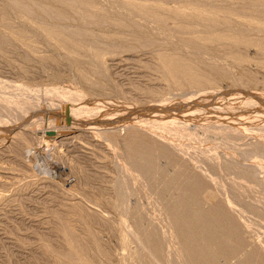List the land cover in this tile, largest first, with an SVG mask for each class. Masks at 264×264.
<instances>
[{"label": "rangeland", "instance_id": "obj_1", "mask_svg": "<svg viewBox=\"0 0 264 264\" xmlns=\"http://www.w3.org/2000/svg\"><path fill=\"white\" fill-rule=\"evenodd\" d=\"M0 93V264H264V0H0Z\"/></svg>", "mask_w": 264, "mask_h": 264}, {"label": "bare ground", "instance_id": "obj_2", "mask_svg": "<svg viewBox=\"0 0 264 264\" xmlns=\"http://www.w3.org/2000/svg\"><path fill=\"white\" fill-rule=\"evenodd\" d=\"M140 1V0H139ZM191 1V0H190ZM51 2V1H50ZM163 2V1H162ZM155 4V3H154ZM188 4V3H187ZM62 5V4H61ZM64 6V5H63ZM177 6V5H176ZM205 6V5H204ZM207 6V5H206ZM55 7V6H54ZM200 7V6H199ZM209 7V6H208ZM145 9V8H144ZM33 10H34V8H33ZM39 10V9H38ZM65 10V9H64ZM227 10V9H226ZM241 15V14H240ZM54 17V16H53ZM56 17V16H55ZM149 17V16H148ZM231 17V16H230ZM249 17V16H248ZM222 20V19H221ZM227 20V19H226ZM194 21V20H193ZM223 21V20H222ZM246 21V20H245ZM184 22V21H183ZM220 22V21H219ZM180 23V22H179ZM226 23V22H225ZM212 24V23H211ZM217 24V23H216ZM228 24V23H227ZM215 25V24H214ZM213 25V26H214ZM216 27V26H215ZM220 29V28H219ZM223 29V28H222ZM213 30V29H212ZM216 30V29H215ZM211 31V30H210ZM202 32H204V31H202ZM45 33V32H44ZM230 34V33H229ZM203 35V34H202ZM36 36V35H35ZM71 37V36H70ZM241 39V38H240ZM196 40V39H195ZM213 42V41H212ZM56 43V42H55ZM240 45V44H239ZM58 46V45H57ZM79 50V49H78ZM231 51V50H230ZM172 64H170L169 65V68H170V70H175V68H176V64L175 65H172ZM187 71V70H186ZM171 72V71H170ZM196 78V77H195ZM6 85V84H5ZM13 88V87H12ZM28 92V91H27ZM16 93V92H15ZM30 93V92H29ZM35 93V92H34ZM1 94V93H0ZM7 94V93H6ZM75 95V94H74ZM30 96V95H29ZM3 98V97H2ZM11 98V97H10ZM66 98H68V97H66ZM71 98V97H70ZM3 99H5V98H3ZM8 99V98H7ZM26 99V98H25ZM69 99V98H68ZM17 100V99H16ZM16 100H14V101H16ZM21 100H23V99H21ZM63 100V99H62ZM18 102H20V99L19 100H17ZM27 101H28V99H27ZM64 101V100H63ZM9 102V101H8ZM12 102V101H11ZM23 102V101H22ZM6 103H7V101H6ZM29 103V102H28ZM62 103V102H61ZM73 104V103H72ZM71 104V105H72ZM10 105H11V103H10ZM18 105V104H17ZM23 105V104H22ZM22 105H20V106H22ZM19 106V105H18ZM12 107V106H11ZM23 107V106H22ZM5 108V107H4ZM26 108V107H25ZM6 109V108H5ZM19 109V108H18ZM3 110V109H2ZM13 110V109H12ZM20 110V109H19ZM4 116V115H3ZM2 117V116H1ZM5 119V118H4ZM1 120V119H0ZM187 125V124H186ZM156 126V125H155ZM178 126V125H177ZM181 127V126H180ZM184 127V126H183ZM169 129V128H168ZM134 140L135 139H133V140H131V142L129 143V147H132L133 146V144L135 143L134 142ZM139 146V145H138ZM134 147V146H133ZM140 147V146H139ZM142 149H144V148H142ZM128 153V152H127ZM135 155H137V154H135ZM141 155V154H140ZM166 155V154H165ZM151 158V157H150ZM144 162H145V160H144ZM144 162H143V164H144ZM131 163V162H130ZM137 164V163H136ZM145 166V165H144ZM137 168V167H136ZM137 171V170H136ZM138 173V172H137ZM129 187V186H128ZM201 187V186H200ZM189 188V187H188ZM199 188V187H198ZM201 190V189H200ZM176 194V193H175ZM208 194V193H207ZM210 194V193H209ZM209 194L207 195L208 197H209ZM199 195H201V194H198V196ZM182 196V195H181ZM202 196V195H201ZM212 196V195H211ZM210 196V197H211ZM193 197V196H192ZM197 197V196H196ZM202 197H204V196H202ZM202 197H199V198H202ZM186 198V197H185ZM198 198V197H197ZM197 198H196V200H197ZM198 198V201L199 200H201V199H199ZM202 199H204V198H202ZM213 199V198H212ZM205 200V199H204ZM209 199H207V201H208ZM183 202V204H182V206L184 205V203H186L185 202V199H184V201H182ZM197 202V201H196ZM201 202H203V201H201ZM189 203V202H188ZM205 203V202H204ZM181 204V203H180ZM187 204V203H186ZM192 204V203H191ZM197 205H199V202H197L196 203ZM214 204V203H213ZM215 204H217V203H215ZM209 205V204H208ZM186 205H184V207H185ZM196 206V205H195ZM202 206V205H201ZM203 206H204V204H203ZM207 206V205H206ZM215 207V208H214ZM202 208V207H201ZM208 208V207H207ZM215 209V211H214V209ZM204 209V208H203ZM212 211H214V212H212V211H210V212H212V214L210 213V217L208 216V214L207 215H205L204 213H201L200 212V210H199V208L198 209H196L195 211L194 210H192V212H190V214H187L188 215V217H185V216H181V215H173L171 218V222H173L172 224H173V227L172 228H174L176 231L178 230H181L182 231V233H183V231L186 229L187 231H189V228H190V230L191 229H193V227L192 226H196V225H199L195 230H191V231H189L190 233H188L187 234V231H185L186 232V235H182L181 237H182V239H181V242H180V245H181V248H182V250L184 251V254L186 253V254H188L190 257L191 256H195V257H198V260H200L201 261V263H198V264H214V260L216 259L215 257L217 256V254H216V251L213 253V252H211V250H212V248L213 247H215L216 246V248L218 247L217 245H221V247H223L222 245L225 243H227L225 240L226 239H228L229 237V235H231L232 234V232L234 231L235 232V230H237V229H235L236 227H238V226H236L235 227V225L233 224V221H231L230 220V217L229 218H227L226 216H228V215H226V214H228V213H225V214H223V211L221 210V209H219V208H217V210H216V205L215 206H213L212 207ZM223 209V208H222ZM184 210V209H183ZM199 210V211H198ZM210 210V209H209ZM204 211H205V209H204ZM187 213H188V211H187ZM208 213V212H207ZM202 214H204V216L202 215ZM206 216H207V218H209L208 220H210L211 222H213V224L214 223H216L217 224V226H216V228H211L212 226H213V224L209 227L206 223H205V221L206 222H209L208 220H206L207 218H206ZM186 218V219H185ZM205 220V221H204ZM202 223V224H201ZM209 224H210V222H209ZM215 224V225H216ZM237 225V224H236ZM238 233V232H237ZM180 235V234H179ZM239 236V235H238ZM228 237V238H227ZM239 239V238H238ZM238 241V240H237ZM244 241V240H243ZM234 243V242H233ZM145 245V244H144ZM213 246V247H212ZM226 246V245H225ZM92 248V247H91ZM161 248V247H160ZM167 248V247H166ZM235 248V247H234ZM153 250H155V248H152ZM221 250V249H220ZM219 250V251H220ZM179 251V250H178ZM182 251V252H183ZM159 252V251H158ZM230 252V251H229ZM152 253H154V252H152ZM151 253V254H152ZM157 254V253H156ZM158 255V254H157ZM161 255V254H160ZM144 256V255H143ZM159 256V255H158ZM158 256H156V260H158ZM187 256V255H186ZM218 257V256H217ZM202 260H201V259ZM224 259V258H223ZM90 260V259H89ZM158 261H160V260H158ZM190 261V260H189ZM195 261V260H194ZM207 262H209V263H207ZM159 264V263H158Z\"/></svg>", "mask_w": 264, "mask_h": 264}]
</instances>
